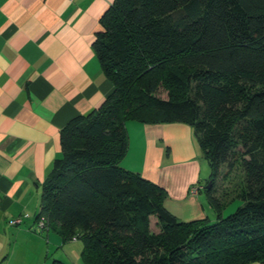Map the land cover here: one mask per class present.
<instances>
[{"label": "trees", "instance_id": "trees-1", "mask_svg": "<svg viewBox=\"0 0 264 264\" xmlns=\"http://www.w3.org/2000/svg\"><path fill=\"white\" fill-rule=\"evenodd\" d=\"M92 47L113 90L61 129L37 223L81 242L82 264H264V0H113ZM129 121L193 128L215 221L179 220L120 165ZM236 164L242 204L224 216L214 184Z\"/></svg>", "mask_w": 264, "mask_h": 264}, {"label": "crops", "instance_id": "crops-1", "mask_svg": "<svg viewBox=\"0 0 264 264\" xmlns=\"http://www.w3.org/2000/svg\"><path fill=\"white\" fill-rule=\"evenodd\" d=\"M112 2L0 0V264H82L79 241L63 242L36 215L61 129L113 90L92 47ZM187 127L127 122L120 162L163 187L164 207L184 222L213 211L201 183L205 160Z\"/></svg>", "mask_w": 264, "mask_h": 264}, {"label": "rangeland", "instance_id": "rangeland-1", "mask_svg": "<svg viewBox=\"0 0 264 264\" xmlns=\"http://www.w3.org/2000/svg\"><path fill=\"white\" fill-rule=\"evenodd\" d=\"M158 95H159V97H162V98L166 97V93L164 91H162V90H160L158 92ZM187 126H188L187 128H189L188 130L190 131V136H191L194 148H195L196 152L199 154V157L203 158L202 157V153L200 151V147H199V145L197 143L196 136H195V133L193 131V128L190 127L189 125H187ZM165 151L167 153H170L171 150H170L169 146H168V149L167 148L165 149ZM202 164H203L204 170H202V174H201L202 175L201 176L202 177L201 183H202L203 186H205V184L207 183L206 182L207 178L209 177V174H210V168H209V165H208V163L206 161H204V163H202ZM225 171H226V169L224 168L221 171V174H219L217 176V179H216L215 184H214L216 186V190L219 189L220 192L224 191V193H225V195L221 196V198L226 200V203H227L225 205V207L223 208V210H222V213H223L224 216L234 212L235 209L242 204V201L240 199H238V198H233L232 199V197L234 196L236 191L241 189L242 180H243L242 179L243 178V173H242V170H241V168H240V166L238 164L235 165L234 169L231 172H229L227 175L224 176V172ZM222 192H221V194H222ZM226 192H227V195H226ZM221 194H219V195H221ZM207 215H208V217H209L211 222L216 220V213H215L214 210L211 211V212H207ZM155 221H156L155 219H150L151 230L153 232H158V228L155 225ZM77 244L80 245L81 243L79 242Z\"/></svg>", "mask_w": 264, "mask_h": 264}, {"label": "built area", "instance_id": "built-area-1", "mask_svg": "<svg viewBox=\"0 0 264 264\" xmlns=\"http://www.w3.org/2000/svg\"><path fill=\"white\" fill-rule=\"evenodd\" d=\"M196 191H197V187H192L191 189H190V192L191 193H196ZM20 220H19V218H17V219H15V220H13L11 223H17V222H19ZM39 226H42V221H40L39 223Z\"/></svg>", "mask_w": 264, "mask_h": 264}, {"label": "water", "instance_id": "water-1", "mask_svg": "<svg viewBox=\"0 0 264 264\" xmlns=\"http://www.w3.org/2000/svg\"><path fill=\"white\" fill-rule=\"evenodd\" d=\"M209 186H210V184H207V186H206V187L208 188Z\"/></svg>", "mask_w": 264, "mask_h": 264}]
</instances>
